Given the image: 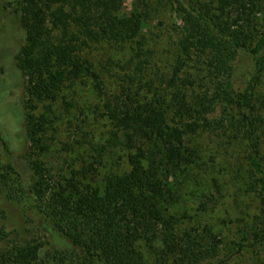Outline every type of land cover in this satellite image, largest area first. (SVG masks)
<instances>
[{
    "label": "trees",
    "instance_id": "obj_1",
    "mask_svg": "<svg viewBox=\"0 0 264 264\" xmlns=\"http://www.w3.org/2000/svg\"><path fill=\"white\" fill-rule=\"evenodd\" d=\"M3 1L0 26L12 31L17 45L14 59L24 101L27 95L55 102L67 83L90 79L103 99V116L115 128L113 141L126 150L128 170L93 184L81 180L86 172L78 170L48 179L40 161L27 164L23 174L14 162L0 164V194L15 199L14 186L16 197L32 199L46 218L39 224L35 213L36 219L24 226L2 210L0 264L38 261L44 248L21 240L22 229L44 231L52 258L67 264H225L264 246V0H179L185 23L178 59L158 85L149 79L151 52L144 31L169 0H133L129 15L122 13L125 0ZM20 30L24 39L19 42ZM103 43L131 45L114 91L89 56L94 44ZM241 54L251 58L252 70L238 91ZM192 65L198 76L186 73ZM209 84L214 94H193L196 86L206 89ZM21 106L23 129L38 142L45 117H37L33 105ZM203 128L223 130L231 142L245 147V185L255 193L260 215L258 227L241 242L224 244L208 225L179 229V219L168 213L181 193L176 174L199 159L196 139ZM0 141L11 153L10 142L1 135Z\"/></svg>",
    "mask_w": 264,
    "mask_h": 264
},
{
    "label": "rangeland",
    "instance_id": "obj_2",
    "mask_svg": "<svg viewBox=\"0 0 264 264\" xmlns=\"http://www.w3.org/2000/svg\"><path fill=\"white\" fill-rule=\"evenodd\" d=\"M179 2H162L144 31L147 50L151 52L149 79L156 81L157 85L161 82V76L172 73L178 59V39L185 23V14L177 9ZM0 4L3 6L4 1ZM132 8L133 0H125L122 13L129 15ZM18 33L20 42L22 37L24 39V33L21 30ZM130 46L103 43L94 44L89 50V56L110 91L117 89L120 83L125 62L130 55ZM16 51L12 31H2L0 26V135L10 142L11 150L10 153L0 141V164L14 162L23 174L27 164L40 161L48 179L69 177L72 170H78L86 172L81 180L93 184L103 181L106 175L127 171L126 150L113 141L115 128L103 116V99L93 89L91 80L83 78L75 84L67 83L55 102H39L29 99L27 95L25 102L22 98L21 76L14 59ZM237 65L241 73L235 77V88L242 91L246 77L252 70L251 58L241 54ZM194 66L197 65L194 63ZM194 66L189 70L187 68L186 73L198 76V69ZM200 66L205 68L204 64ZM194 90L195 95L202 90L214 94L213 84H209L206 89L196 86ZM260 92L264 95V76ZM22 102L23 106L27 103L33 105L37 117H45V128L37 135L38 142H33L23 129ZM260 130L264 162V125ZM196 143L200 149L199 159L192 167L176 174L175 184L178 190L181 188V193L179 197L177 193V198L169 204L168 213L179 219V229L208 225L223 239L224 244L241 242L258 227L256 223L260 215L257 197L245 185L248 180L243 160L245 147L231 142L225 131L207 128H203L197 136ZM12 192L15 196L13 200L7 199L6 193L0 194V218L4 210L10 218L24 226L30 218L36 219L35 213L40 215V220H37L39 224L46 220L45 215L33 205L32 199L16 197L14 186ZM2 221L0 219V228ZM19 238L43 246L34 264H67L52 258L53 250L46 244L48 238L44 231L22 229ZM227 248L223 247L225 251ZM143 251L148 254L145 248ZM225 264H264V246L256 252L234 255Z\"/></svg>",
    "mask_w": 264,
    "mask_h": 264
}]
</instances>
